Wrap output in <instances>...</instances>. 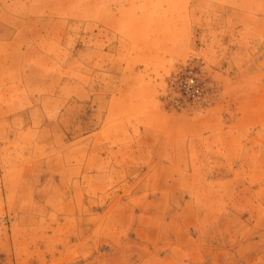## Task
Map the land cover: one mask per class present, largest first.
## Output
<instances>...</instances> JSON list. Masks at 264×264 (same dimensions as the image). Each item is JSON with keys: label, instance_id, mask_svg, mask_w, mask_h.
Returning <instances> with one entry per match:
<instances>
[{"label": "rangeland", "instance_id": "rangeland-1", "mask_svg": "<svg viewBox=\"0 0 264 264\" xmlns=\"http://www.w3.org/2000/svg\"><path fill=\"white\" fill-rule=\"evenodd\" d=\"M10 39L81 49L83 185L0 264H264V0H0Z\"/></svg>", "mask_w": 264, "mask_h": 264}, {"label": "crops", "instance_id": "crops-1", "mask_svg": "<svg viewBox=\"0 0 264 264\" xmlns=\"http://www.w3.org/2000/svg\"><path fill=\"white\" fill-rule=\"evenodd\" d=\"M78 51L35 39L22 47L14 39L0 42V212L27 217L81 210L82 141L80 134H68L76 128V105L79 115L84 94ZM32 223L11 220L9 237L17 239L15 226ZM6 242L3 234L0 245Z\"/></svg>", "mask_w": 264, "mask_h": 264}]
</instances>
